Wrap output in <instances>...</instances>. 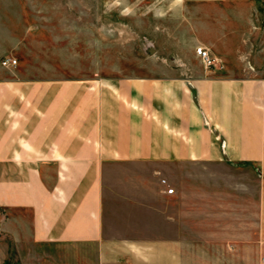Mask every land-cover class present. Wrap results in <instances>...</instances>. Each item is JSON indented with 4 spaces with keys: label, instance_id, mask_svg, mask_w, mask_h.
<instances>
[{
    "label": "crops",
    "instance_id": "obj_1",
    "mask_svg": "<svg viewBox=\"0 0 264 264\" xmlns=\"http://www.w3.org/2000/svg\"><path fill=\"white\" fill-rule=\"evenodd\" d=\"M175 3L198 11L170 75L0 64V264H264V1Z\"/></svg>",
    "mask_w": 264,
    "mask_h": 264
},
{
    "label": "rangeland",
    "instance_id": "obj_2",
    "mask_svg": "<svg viewBox=\"0 0 264 264\" xmlns=\"http://www.w3.org/2000/svg\"><path fill=\"white\" fill-rule=\"evenodd\" d=\"M178 1L183 0H0V19L14 37L6 53L16 57L15 65L34 71L30 75L46 78L170 75L169 66L188 63L196 33L198 10ZM248 20L241 23V35L249 33ZM259 24L255 51L264 69V19ZM188 264H200V249L189 250Z\"/></svg>",
    "mask_w": 264,
    "mask_h": 264
},
{
    "label": "built area",
    "instance_id": "obj_3",
    "mask_svg": "<svg viewBox=\"0 0 264 264\" xmlns=\"http://www.w3.org/2000/svg\"><path fill=\"white\" fill-rule=\"evenodd\" d=\"M196 54L201 58L203 63L206 67H212L218 62V58L214 57L211 52L205 48L204 46H197L196 47ZM17 63V60L15 58H12L10 56H3L0 59V64L3 66H11L15 65ZM165 182V180H163ZM169 193L174 192V188H168L167 190Z\"/></svg>",
    "mask_w": 264,
    "mask_h": 264
}]
</instances>
